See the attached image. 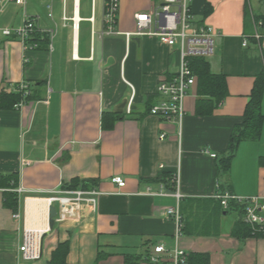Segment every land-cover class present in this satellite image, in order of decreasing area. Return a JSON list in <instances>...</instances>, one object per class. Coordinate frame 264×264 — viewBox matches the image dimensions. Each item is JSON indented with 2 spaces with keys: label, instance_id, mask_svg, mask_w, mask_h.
Masks as SVG:
<instances>
[{
  "label": "crops",
  "instance_id": "obj_1",
  "mask_svg": "<svg viewBox=\"0 0 264 264\" xmlns=\"http://www.w3.org/2000/svg\"><path fill=\"white\" fill-rule=\"evenodd\" d=\"M81 2L0 0V29L19 26L28 15L38 17L39 31L23 44L0 30V93L18 92L25 82L33 95L21 107L0 102V175L16 174L11 189L19 200L17 211L5 206L4 192L10 189L0 187V264H48L65 241L69 264H125L129 255L138 257V264H153L146 257L159 244L208 253L210 264H264V236H234V223L225 225L227 212L218 234L211 222L210 234L195 223L197 232L187 226L177 236L166 214L175 198L146 194L149 186L165 182L158 179L161 174L179 169L182 214L187 220L197 215L198 222L225 190L264 197V128L258 140L240 144L230 171L223 173L219 163L264 71V56L252 37L264 19V0H191L194 24H210L218 32L217 52L207 61L213 73L227 76L229 95L213 114L200 116L196 82L181 125L149 112L163 97L159 83L180 64L178 46L149 35L134 36L128 45L124 34L104 33V0H86L85 14ZM160 4L120 0L118 29L135 31L136 14ZM115 176L126 186L113 182ZM75 180L88 181L84 190L97 192L95 203L58 215L42 255L24 259L25 233L41 236L49 230V198ZM100 250L108 256L98 260Z\"/></svg>",
  "mask_w": 264,
  "mask_h": 264
},
{
  "label": "built area",
  "instance_id": "obj_2",
  "mask_svg": "<svg viewBox=\"0 0 264 264\" xmlns=\"http://www.w3.org/2000/svg\"><path fill=\"white\" fill-rule=\"evenodd\" d=\"M18 4L26 5L27 0H13ZM191 0H161V4L152 8L151 12L136 14V30L133 32H122L118 29V17L120 11V0H104V33L124 34L127 44L131 43L134 36H155L161 42L169 46H178L181 53V60L177 70L170 79H162L158 85V92L162 99L151 106L149 112L167 120H176L180 125L185 114V99L190 87L197 82L196 75L191 68V59L194 57L210 58L217 52L218 32L210 24H194V14L192 13ZM74 14L77 20V2ZM50 15H52V5H48ZM68 17L65 16V19ZM38 17L26 15L21 25L17 27H3V35L17 36L23 44H26L34 32L38 31ZM256 41L261 54L264 56V19L256 23L255 32L252 35ZM244 46L248 40H244ZM131 85V84H130ZM132 86V85H131ZM133 88V87H132ZM17 91L21 92L23 99L16 104L21 107L26 103V98L32 94V90L25 82L19 84ZM133 99V98H132ZM132 100L130 101L131 107ZM165 134L161 135V138ZM216 157V154H212ZM164 165H161L163 168ZM120 188L126 186V180L121 176L113 178ZM172 187L169 188L166 182H161L157 189L148 187L146 194L152 196H173L175 204L166 210L168 218L172 219L177 227L176 234L179 236L183 227V214L181 203L184 195L181 193L180 170L172 173ZM23 189L18 188L20 193ZM94 190L84 189H63L54 192L49 198L53 203L71 204L73 208L82 203L93 205L95 203ZM221 205L228 209L232 202L239 203L243 207V220L248 223L254 232L264 236V197L260 195L239 196L232 191L225 190L216 195ZM67 212V211H66ZM69 212V211H68ZM66 217V214H61ZM40 235L33 236L31 232H26L23 245L20 247L22 256L26 260L37 259L40 256ZM189 254L179 246L169 250L164 244L154 247L153 252L147 255V259L153 264H186Z\"/></svg>",
  "mask_w": 264,
  "mask_h": 264
},
{
  "label": "trees",
  "instance_id": "obj_3",
  "mask_svg": "<svg viewBox=\"0 0 264 264\" xmlns=\"http://www.w3.org/2000/svg\"><path fill=\"white\" fill-rule=\"evenodd\" d=\"M191 68L197 78V93L199 99L197 100L196 112L200 116H208L213 114L215 109L219 108L226 97L229 95L227 76L225 74H215L211 71L210 63L207 58L194 57L191 59ZM33 95L28 96L26 100H30ZM23 99L21 92L13 93H0V102L5 103L6 106L14 107L19 101ZM264 71L257 75L254 87L252 89L250 100L246 106L242 120L236 125L230 140L227 150L220 157L219 163L223 173L230 171L232 167L233 159L235 158L239 146L244 141H255L262 136L264 128ZM172 174H161L158 179L165 181L168 186L172 187L171 183ZM16 174L0 175V187L9 188L4 192V205L10 207L13 211L18 209V194L11 189L17 185ZM88 181L75 180L70 184H66L64 189L83 188L87 189ZM183 208V207H182ZM229 210H235L239 213V217L233 224L231 233L237 236L239 239L253 235H260L254 232L252 227L243 220V207L239 203L232 202L228 209H225L221 202H215L213 211L205 212L206 217H202L201 222H198L200 217L194 216L193 220H187L188 218L183 215L184 226L183 230L186 231L188 226V232L193 231V224H203L201 227L202 233L210 234L215 227V233H220V226L222 223L223 213ZM214 225V227L212 226ZM69 250V241L62 242L54 250L51 260L48 264H69L67 262V255ZM108 254L98 252L97 259L107 257ZM139 258L134 255L126 256L125 264H138ZM186 264H210V256L208 253L192 252L188 256Z\"/></svg>",
  "mask_w": 264,
  "mask_h": 264
},
{
  "label": "water",
  "instance_id": "obj_4",
  "mask_svg": "<svg viewBox=\"0 0 264 264\" xmlns=\"http://www.w3.org/2000/svg\"><path fill=\"white\" fill-rule=\"evenodd\" d=\"M73 206L71 204L61 203L59 205L51 203L49 206V230L44 232L40 237V255L43 253V243L45 236L49 233L50 230L54 229L57 222V216L61 214H67L68 211L72 210ZM89 208L86 207L85 212H88ZM67 211V212H66ZM226 213V212H224Z\"/></svg>",
  "mask_w": 264,
  "mask_h": 264
},
{
  "label": "rangeland",
  "instance_id": "obj_5",
  "mask_svg": "<svg viewBox=\"0 0 264 264\" xmlns=\"http://www.w3.org/2000/svg\"><path fill=\"white\" fill-rule=\"evenodd\" d=\"M87 7L88 5L86 3V0H82L81 8L83 14H85ZM263 111H264V102H263ZM225 217H226L225 225L229 227V225L233 224L236 221V219L239 217V213L235 210H229Z\"/></svg>",
  "mask_w": 264,
  "mask_h": 264
}]
</instances>
